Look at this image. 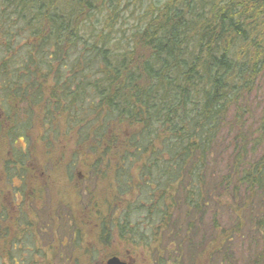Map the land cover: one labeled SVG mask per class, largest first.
Here are the masks:
<instances>
[{
	"label": "trees",
	"instance_id": "trees-1",
	"mask_svg": "<svg viewBox=\"0 0 264 264\" xmlns=\"http://www.w3.org/2000/svg\"><path fill=\"white\" fill-rule=\"evenodd\" d=\"M263 78L264 0H0V83L98 189L68 264L113 231L154 264H264ZM5 203L0 264H32Z\"/></svg>",
	"mask_w": 264,
	"mask_h": 264
},
{
	"label": "rangeland",
	"instance_id": "rangeland-1",
	"mask_svg": "<svg viewBox=\"0 0 264 264\" xmlns=\"http://www.w3.org/2000/svg\"><path fill=\"white\" fill-rule=\"evenodd\" d=\"M261 97H264V78L261 83V90H260ZM19 108H16L18 110ZM23 110V108H22ZM41 122H36L32 124L27 129V132H25V137H20L19 135L10 136V144L4 145L1 142L0 149L3 150V148L9 147L11 151L13 152V148L22 150H27L26 155V164L30 165H42L44 167L45 165L49 169L50 165L54 166V168H57L59 164H63V167L65 168L70 158H74V151H76L74 139L72 136H68L65 133L63 122H57L55 126L59 125L61 128V134H59L58 137L55 136H47L44 138V136L47 135V131L44 130L40 133L39 128L41 126ZM43 135V136H42ZM12 137V139H11ZM77 165V169L74 171L73 175V182L69 181L66 183L63 178H60L59 173L55 175L54 181L52 184H50L49 189H44V199L41 201L40 204H36L35 202L27 203V208L23 210L22 213V226L28 225V227L35 223V226L40 224L44 228L45 223L48 222V225L51 224V222L48 220V214L51 213V211L57 212V215L61 213V217L58 218L57 216V225L56 227L59 229L58 234L61 237L62 235H70L74 232H80L84 233L87 230H89L91 233H95L94 229H98L101 226V222L99 221H93L91 219L87 220V218H84V215H81V211L83 212V208H85V205L87 204L89 198H94L93 193H95L98 189L95 188V179L94 178H88L85 179L84 176L79 175V172L82 171V173L86 174V170L80 169L79 164ZM60 167V166H58ZM57 172H52V175ZM38 178H30L34 180V183L38 184V179L43 178L41 177V173L37 172ZM79 180V181H77ZM109 184V183H108ZM102 185L101 183L99 184ZM107 186V184H104ZM96 189V190H95ZM5 187L0 184V212L5 211L4 205L7 201L5 197ZM58 193V194H57ZM70 206V207H68ZM79 209V211H78ZM36 217H39V221L37 224ZM1 220V218H0ZM41 220V223H40ZM5 221L1 220L0 224L2 225V229H5ZM21 226V228H23ZM34 226V228H35ZM50 228V225L48 226V229ZM2 230V231H3ZM5 231V230H4ZM3 233L5 234V232ZM104 233L106 234L105 242H103V239L100 240H94V242H89L88 246L91 249L95 248V259L91 260L89 257L87 264H97L101 263V260L110 257L109 255L112 253H117L120 256L125 257L126 259H131V257H134L136 261H133L132 264H154L153 258L148 251V248L141 245H135L134 243H129L128 241L122 240L118 233L115 231L113 232ZM29 236H22V240L27 241L26 239ZM47 240L49 242L50 236L47 237ZM4 241V238H3ZM103 245L105 246L106 255L98 253V246ZM140 244V242H138ZM6 249V248H5ZM2 249V245L0 244V251L3 250L4 253L7 250ZM3 251L0 252L1 255H3ZM16 258L23 257L24 259L30 258V252H26L23 249L16 248V250L11 251ZM5 256V255H4ZM83 264H86L82 262ZM34 264V263H32ZM56 264H68L66 263H56Z\"/></svg>",
	"mask_w": 264,
	"mask_h": 264
},
{
	"label": "flooded vegetation",
	"instance_id": "flooded-vegetation-1",
	"mask_svg": "<svg viewBox=\"0 0 264 264\" xmlns=\"http://www.w3.org/2000/svg\"><path fill=\"white\" fill-rule=\"evenodd\" d=\"M7 86L0 83V145L1 142L6 146L10 144V136L13 135L25 137L27 128L26 123V112L27 103L19 99L11 100L7 92H5ZM16 108H19L16 110ZM23 108V110H22ZM12 139V137H11ZM9 142V144L7 143ZM27 150L13 148V152L9 147L0 149V184L5 187V199L11 207L13 217L12 221L16 220V223L22 226V213L27 208V203L35 202L40 204L45 196H40L39 191L42 187L49 189L50 184L54 181L55 175L60 173V170L54 168V166L47 168L45 165H30L26 164ZM57 172L52 175V172ZM75 169L70 165H67L61 170V175L64 177L66 183L72 181ZM37 172L41 173V177L38 179V184L34 183V180L30 178H38ZM80 175V173H79ZM60 218L57 212L51 211L48 214V220L51 222L50 228L48 229V222L45 223V228L38 224L39 217L37 219V226L34 229L26 226L23 228L10 229L9 235L12 237L18 236L17 240L9 237L7 244L9 247L21 248L26 252H30V258L24 259L16 258L12 256V262L14 263H74L73 254L70 253L75 247L72 243H68L70 238L68 234L61 237L58 234L57 217ZM62 218V217H61ZM14 223V222H13ZM41 223V220H40ZM29 236L27 241L22 240L21 237ZM50 236L48 242L47 237ZM70 253V254H68ZM118 256L122 261L127 264H132L136 261L134 257L126 259L120 255H111L110 257ZM110 257L101 260L98 264H107Z\"/></svg>",
	"mask_w": 264,
	"mask_h": 264
},
{
	"label": "water",
	"instance_id": "water-1",
	"mask_svg": "<svg viewBox=\"0 0 264 264\" xmlns=\"http://www.w3.org/2000/svg\"><path fill=\"white\" fill-rule=\"evenodd\" d=\"M107 264H127V263L122 261L118 256H113L108 259Z\"/></svg>",
	"mask_w": 264,
	"mask_h": 264
}]
</instances>
